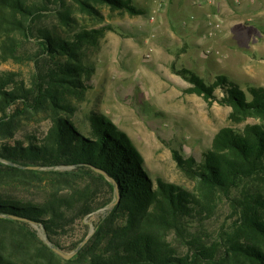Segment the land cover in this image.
<instances>
[{
  "label": "trees",
  "instance_id": "trees-1",
  "mask_svg": "<svg viewBox=\"0 0 264 264\" xmlns=\"http://www.w3.org/2000/svg\"><path fill=\"white\" fill-rule=\"evenodd\" d=\"M102 7L143 13L133 0H0V61L33 66L28 79L0 70V264H264V86L178 70L231 125L198 155L173 150L182 182L154 177L122 129L85 110L87 62L114 29L96 26ZM96 169L119 198L65 259L35 227L72 251L115 198Z\"/></svg>",
  "mask_w": 264,
  "mask_h": 264
},
{
  "label": "rangeland",
  "instance_id": "rangeland-1",
  "mask_svg": "<svg viewBox=\"0 0 264 264\" xmlns=\"http://www.w3.org/2000/svg\"><path fill=\"white\" fill-rule=\"evenodd\" d=\"M133 1L142 14L102 7L103 18L96 26L112 24L114 29L106 31L87 62L93 71L85 110L93 105L122 129L152 176L182 182L173 150L198 155L231 122L228 106L188 91L191 84L178 70H191L206 83L223 74L241 87L264 86V0H189L196 15L183 24L173 12L176 1ZM188 22L205 29L202 39L222 40L216 54L211 43L200 57L202 49L194 46L201 41L184 34L193 32ZM34 47L31 42L26 49ZM32 67L30 61H0V70L17 71L27 79ZM102 215L92 213L85 222Z\"/></svg>",
  "mask_w": 264,
  "mask_h": 264
},
{
  "label": "crops",
  "instance_id": "crops-1",
  "mask_svg": "<svg viewBox=\"0 0 264 264\" xmlns=\"http://www.w3.org/2000/svg\"><path fill=\"white\" fill-rule=\"evenodd\" d=\"M173 1H176V5H175V7H174V10H173V12L175 13V16L177 17V18H179L180 16H181V19L183 18V20H181V24H183L184 23V20L187 18V19H189V18H191V20H193V18H194V15H196V13L194 12V9H193V7L191 6V8L190 7H188V1L189 0H173ZM213 1H215V0H213ZM238 1H240V0H238ZM237 1V2H238ZM190 10V11H189ZM187 11H188V13H187ZM204 12V11H203ZM187 14V15H186ZM188 21V20H187ZM192 23H195V21H191ZM191 22H188V23H190L191 24ZM192 25V30H193V32H191L190 30H188V31H185L184 32V34H190V36L192 37L193 36V40H194V38H197V39H199V41H201V42H199V43H196L195 44V46L194 47H200L201 49L203 48V49H205V48H208V44H211L212 43V45H213V49H214V52H215V54H216V52H218V46H219V44H220V41H222V40H220L219 41V39L218 38H208V39H202L201 37H206V34H205V29H202V27H200V26H198V25H196V24H191ZM182 27H184V26H182ZM229 30H227V33H229L230 32V29L231 28H228ZM233 29V28H232ZM199 30H200V32L202 33L201 35H199L198 36V34H199ZM231 33V32H230ZM189 36V37H190ZM196 39V40H197ZM210 40H211V42H210ZM195 41V40H194ZM198 41V40H197ZM212 47V46H211ZM210 47V48H211ZM203 49H202V52L200 53L201 54V58L203 59V57H204V54H203ZM209 49V48H208ZM184 51V50H183ZM186 51V50H185Z\"/></svg>",
  "mask_w": 264,
  "mask_h": 264
},
{
  "label": "water",
  "instance_id": "water-1",
  "mask_svg": "<svg viewBox=\"0 0 264 264\" xmlns=\"http://www.w3.org/2000/svg\"><path fill=\"white\" fill-rule=\"evenodd\" d=\"M31 168L42 169V167H40V166H31ZM56 168H63L64 169L67 167H56ZM96 171L101 173L108 180V182L114 187V190H115V198L109 204H107L105 207L100 208L97 211H95V212H105L106 213L115 205V203L117 202V200L119 198L118 187H117V184H116V181L114 180V178H112L110 175H108L105 171H103L101 169H96ZM85 221L88 222L87 219ZM89 225H90V228H89V232L86 235V237L83 240H81V242H79V244H77V246L70 252H64L63 250H61L57 246H55L53 243H51L49 241L44 229L39 228L37 230V234L54 250V252H56L58 255H60L61 257L65 258V259H69V258L73 257L84 246V244L88 241L91 234L94 232L95 228L93 226V223L89 222Z\"/></svg>",
  "mask_w": 264,
  "mask_h": 264
},
{
  "label": "built area",
  "instance_id": "built-area-1",
  "mask_svg": "<svg viewBox=\"0 0 264 264\" xmlns=\"http://www.w3.org/2000/svg\"><path fill=\"white\" fill-rule=\"evenodd\" d=\"M236 2L238 1V0H235Z\"/></svg>",
  "mask_w": 264,
  "mask_h": 264
}]
</instances>
